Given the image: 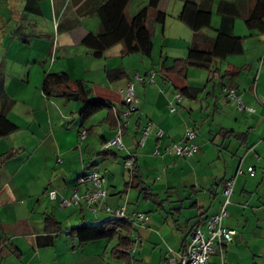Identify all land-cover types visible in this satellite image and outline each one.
I'll use <instances>...</instances> for the list:
<instances>
[{"label":"crops","instance_id":"0c3cea01","mask_svg":"<svg viewBox=\"0 0 264 264\" xmlns=\"http://www.w3.org/2000/svg\"><path fill=\"white\" fill-rule=\"evenodd\" d=\"M102 1L39 0L41 13L33 14L25 10L27 0H0V76L5 90L0 111L9 108L8 118L19 127L0 138V264H146L136 261L138 250L129 262L122 261L111 256L112 243L102 240L79 245L70 237V230L82 223L111 219L106 207H126L129 215H148L145 226L130 221L131 238L143 249L141 259L152 260L156 255V264H178L194 225L202 222L203 230L207 220L220 212L224 184L230 180L234 192L226 220L232 223H224L236 235L224 248L226 264H264V91L259 93L264 67L254 92L253 86L241 90L243 72L254 66L231 63L232 57L203 70L205 78L198 83L189 80L191 67L186 76L171 72L175 60H187L193 32L186 25L188 29L179 27L178 38L168 41L167 20L156 63L153 56H142L139 67L129 61L111 63L112 58L130 57L116 45L106 52L101 64L82 41L89 33H98L99 20L91 11ZM147 1L135 12H130L128 5L129 22ZM213 22L220 25V18ZM235 29L234 24V33ZM56 33L58 43L51 65L48 59L53 57L52 35ZM203 33L215 37V33ZM156 34L157 27L154 38ZM176 45L182 54L167 51ZM48 67V73H65L74 82L82 81L95 98L110 102L113 108L91 114L82 101L47 97L43 86ZM118 69L124 74L111 80L109 75ZM151 71L157 73L155 83L135 84L138 111L126 123L124 148L106 149V143L116 136L122 90L136 75L144 77ZM187 87L200 91L195 98L184 96L176 104L177 111L171 113L175 94ZM226 87L235 88L244 105L255 113L239 111L226 96ZM149 123L152 129L140 147ZM81 129L88 131L84 141L80 140ZM159 130L162 137L157 135ZM188 130L196 132L198 152L191 158L175 157L168 150L184 144ZM132 156L136 173L135 167L125 166ZM250 168L255 169L254 175L248 172ZM94 169L106 178L108 194L94 207L96 212L84 203L60 209V197L92 189L80 179ZM135 174L142 186L133 182ZM52 190L58 192L56 201L48 197ZM209 195L215 200L208 201L205 196ZM208 209L213 213L207 214ZM49 215L60 224L61 232L50 246H42L39 242L47 235L45 219ZM154 245L147 256L145 248ZM211 261L221 264L218 249Z\"/></svg>","mask_w":264,"mask_h":264},{"label":"trees","instance_id":"16d2710c","mask_svg":"<svg viewBox=\"0 0 264 264\" xmlns=\"http://www.w3.org/2000/svg\"><path fill=\"white\" fill-rule=\"evenodd\" d=\"M131 1L104 0L92 9L91 15L99 20V31L96 34L89 33L83 39L82 45L91 52L94 58H104L106 52L116 45L122 46L124 56L141 55L147 59L152 58L155 27L156 25L165 26L167 20V14L160 10L163 0H149L148 5L140 9L129 22L126 17V9ZM213 7L214 0H194L184 3L178 19L193 32V39L187 60H175L174 66L170 68L171 72L186 76L187 69L190 67L210 70L216 62L226 61L230 57L243 56L245 53L244 38L234 35V24L237 19H243L250 31L264 33V0H220L216 9L220 18V26L215 30V37H210L203 32L212 29ZM25 10L33 14H40L39 0H27ZM123 74V71L118 69L109 77L111 80H117ZM43 91L47 97L61 96L68 100L82 101L85 111L91 114L113 108L110 102L95 98L92 90L82 81L74 82L65 73L53 75L47 73ZM199 91L200 89L187 87L177 94L182 97L195 98ZM3 96H5L4 79L0 76V98ZM8 109L0 111V138L19 130V127L8 118ZM134 167L136 173V160ZM133 182L136 183V186H142L140 176L137 174L134 175ZM45 226L47 235L41 239L39 244L50 246L54 236L61 232V227L50 215L45 219ZM201 226L202 222L194 225L190 236L192 237ZM132 234L133 229L130 221L114 218L102 223H82L72 228L69 233L70 237L76 240L79 245L102 240L111 242L119 237V242L112 249L111 256L117 260L128 262L132 256L131 250L137 243L131 238ZM187 245L188 242L183 246L182 253L186 250Z\"/></svg>","mask_w":264,"mask_h":264},{"label":"built area","instance_id":"2783aa9c","mask_svg":"<svg viewBox=\"0 0 264 264\" xmlns=\"http://www.w3.org/2000/svg\"><path fill=\"white\" fill-rule=\"evenodd\" d=\"M157 73L151 71L146 76L136 75L134 81L130 83L127 88L122 90L123 94V108L120 113L117 114V127H116V136L108 141L105 145L106 149L117 147L118 149L124 148L123 143V132L126 128V123L130 117L137 113L138 111V98L136 97L135 84H144V83H155ZM226 96L230 101H232L237 109L241 112H248L250 114L255 113V109L247 107L244 105L241 97L237 94L235 88L226 87L224 89ZM183 97L180 94H175L174 102L169 106L171 113L177 111L176 104L182 101ZM152 129V123H149L143 130L142 138L139 142V146L143 147L149 133ZM163 131L159 130L157 135L158 137L163 136ZM80 140L84 141L88 136V131L81 129ZM184 144H175L168 151L175 157L179 158H191L198 152V146L194 143L196 139V132L188 130L185 135ZM135 165V157H129L125 161V166L128 168H133ZM251 175L255 174V169L250 168L248 171ZM80 183H90L92 189L83 194L75 191L71 197H60L58 192L55 190L49 191L48 197L51 201H56L58 198L60 200L59 207L60 209H66L72 206H79L82 203L87 205L93 212H96L94 207L104 201L107 198L106 178L101 174L97 169L92 170L91 172L85 174L80 179ZM234 192V181L230 180L224 184L223 193L226 197V201L222 205V208L219 213L212 215L206 222L207 232H204L201 228L197 229L192 235L190 241L188 242L187 248L179 256L178 264H213L211 261L212 256L215 254V251L218 249L221 254V264H226L224 256V248L233 242L236 231L230 228L225 227L224 222L228 218L229 213L227 211V206L230 204L231 196ZM105 213L111 215L112 218L123 220V221H134L139 223L142 226H145L149 221V216L145 213H136L134 215H129L126 207H120L117 209H111L109 207L105 208ZM101 223V222H100ZM136 253L135 247L131 250V254L134 256Z\"/></svg>","mask_w":264,"mask_h":264},{"label":"rangeland","instance_id":"374dc122","mask_svg":"<svg viewBox=\"0 0 264 264\" xmlns=\"http://www.w3.org/2000/svg\"><path fill=\"white\" fill-rule=\"evenodd\" d=\"M186 1H194V0H163L161 5H160V10H162L163 12H165L167 14L168 41H173V40H176V38H178L177 36L180 34L179 33V27H184V29H188V28H185L186 26L181 21H179V19H178L179 14L182 12L184 3ZM196 1H198V0H196ZM219 1L220 0H214L213 20H215V19L219 20V16L217 15V12H216L217 4ZM224 1H232V0H224ZM143 2H144V0H132V2L130 3V7H129L130 12H135V10H137V7L141 4H143ZM148 3H149V1H147L145 3L146 4L145 6H147ZM0 13H2V12L0 11ZM235 25H236V29H235V33H234L235 36L244 38L245 54H244V56H241V57H232L229 59V62H231V63L234 62L236 64L241 63L240 66L245 65L249 62V64L251 63L254 66L252 69L250 67L246 68V70L243 72V74H242L243 80L242 81H243L244 87H243V89H241L244 91L246 88L253 86L254 87L253 92H254L256 90V87L259 84V82H258L259 73H260L262 67H264V33H261L259 31H250L247 28V26L245 25L244 20L241 18L237 19L235 21ZM219 26H220L219 24L217 25L216 23L214 24V22H213L212 29H207L205 31H208L211 34H214L215 30H217L219 28ZM156 27H157V34H156V37L154 38L155 50H154V54H153V60L155 61V63H156L158 57L160 56V54L162 52L161 51L162 50L161 41H162V33H163V29H164L163 25H156ZM57 35H58V33H56L54 36L52 35V39L54 41L53 44H54L55 48L53 50V57H51V59H48V63L50 62L51 65L54 62V56L56 54V46L58 43L57 42ZM172 35L173 36L175 35V37H172ZM176 46L178 49L177 48H174L176 50H174V49L168 50L167 49V51H170L171 54H173V53H175V54L181 53L182 54V49L178 45H176ZM139 59H144V58H142V56H140V55L130 56V57H126V58H119V59L118 58L117 59L112 58L111 63L119 61V60L129 61L131 63L130 64L131 66L134 65L135 67L136 66L139 67L140 66V63L138 62ZM145 61L146 62L149 61L148 63H150V60H145ZM98 62L102 64L105 62V59H100V60H98ZM82 65L83 64L81 63V67H82ZM49 67L47 68V73H48ZM190 71H191L190 75H189L190 81L198 83L199 79L203 78V80H204L205 72L203 70L191 68ZM263 71H264V68H263ZM50 72H49V74H52V75L57 74L55 72H51V73ZM250 74H251V77L248 76ZM248 79H249V81H246ZM259 88H260L259 93L264 91V75H263L262 82L259 85ZM113 149H117V147H113ZM216 181H217V179H216ZM205 197L208 198V201H214L215 200L214 198H212L213 196H211V195L205 196ZM203 200H204V197H203ZM225 201H226V197H225ZM232 205H233V202L229 206V210L233 207ZM209 213L210 214L213 213L212 209H210L207 214H209ZM109 217H112V216L109 215ZM229 220L232 223L231 219H227L226 221H229ZM225 223H224V225H225ZM203 231L207 232L206 227L203 229ZM124 235H127V234H124ZM131 236H132V238L134 237V235H131ZM105 242L106 243H112L111 247H110V250H112V247H115L118 244L119 237H116L111 242H108V241H105ZM148 246L145 248L147 256H148V254L151 255L152 251L156 248L155 245L152 246L151 249L148 248ZM158 246H160V245H158ZM135 249H136V251L138 250V255H137L136 261H142V263H146V264H156V258H155L156 255L153 257L152 260L144 261L141 259L142 257L140 254V250H143L141 248V245H139V244H137V246L135 245ZM136 264H137V262H136Z\"/></svg>","mask_w":264,"mask_h":264}]
</instances>
